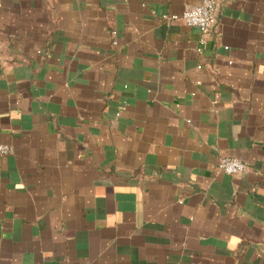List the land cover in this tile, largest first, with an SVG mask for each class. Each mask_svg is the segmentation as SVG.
Returning a JSON list of instances; mask_svg holds the SVG:
<instances>
[{
    "label": "crops",
    "instance_id": "1",
    "mask_svg": "<svg viewBox=\"0 0 264 264\" xmlns=\"http://www.w3.org/2000/svg\"><path fill=\"white\" fill-rule=\"evenodd\" d=\"M202 1L0 0V264H264V0Z\"/></svg>",
    "mask_w": 264,
    "mask_h": 264
},
{
    "label": "built area",
    "instance_id": "2",
    "mask_svg": "<svg viewBox=\"0 0 264 264\" xmlns=\"http://www.w3.org/2000/svg\"><path fill=\"white\" fill-rule=\"evenodd\" d=\"M218 8L217 0H203L201 4L187 8L181 16L166 15L164 19L169 21L182 20L188 27L197 28L202 35L201 44L205 45L216 23ZM113 35H116V32H113ZM113 44L116 45L117 42L114 41ZM10 152V146L0 144V156ZM218 170L228 175H236L246 172L248 166L238 159L223 158L218 165Z\"/></svg>",
    "mask_w": 264,
    "mask_h": 264
}]
</instances>
